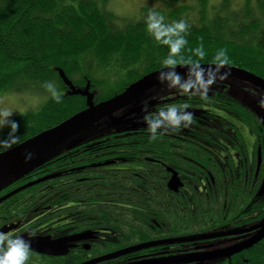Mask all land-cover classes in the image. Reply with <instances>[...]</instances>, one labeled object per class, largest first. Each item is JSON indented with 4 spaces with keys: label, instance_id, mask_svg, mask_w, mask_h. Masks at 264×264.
Masks as SVG:
<instances>
[{
    "label": "trees",
    "instance_id": "16d2710c",
    "mask_svg": "<svg viewBox=\"0 0 264 264\" xmlns=\"http://www.w3.org/2000/svg\"><path fill=\"white\" fill-rule=\"evenodd\" d=\"M107 1L0 0V95L17 88L20 82L40 84L44 87L47 81L58 85L56 89L61 94L59 102L53 100L49 94L38 110L13 119L18 122L15 132L18 139L11 143V147L58 125L86 108L85 98L70 95L59 72H62L77 89H83L88 85L93 102L97 104L123 92L143 76L165 69L161 61L168 55V47L157 42L147 31L145 18L149 10L143 8L137 17L123 18L115 16L105 8ZM184 1L186 3L183 0H165L162 7L152 9L165 17L164 23L183 18L189 25L186 33L182 34L185 35L187 44L177 54L176 66L185 65L183 61L189 58L197 60L198 57L191 49L203 44L205 56L200 60L201 65L211 64L215 53L223 48L229 59L225 66L241 69L264 80V0H243L240 3L234 0H221L216 5L210 4V0H192L191 4L187 0ZM185 101L199 107L194 115L203 113L200 107H208L209 110L213 105L222 107V112L226 114L236 111L242 117L244 116L242 108L249 111L240 104L232 86L221 90L213 84L207 98L201 99L199 96H189L177 88L161 84L142 95L138 105L141 112L130 124L129 128L132 129L124 127L120 131L109 130L103 137L81 144L34 169L14 184L21 185L51 177L10 197L0 205V208H8L10 203L18 205L19 207L14 206L12 209L16 214L15 219L29 213L31 215L33 208L36 209L32 214H37L33 218L46 217L51 216L49 211L56 210L60 206L57 204L62 201L68 204L67 206L73 204L71 207L64 206L63 211L86 208L91 213L88 207L104 210L108 208L115 210L114 214L134 218L138 212L135 209L137 205L132 203L139 200L141 195L131 184L139 182L136 163L142 158L136 155L138 140L135 137L140 135L144 137L141 143L143 155L152 152L154 142L149 141L146 128H143V131L140 128L141 133L137 132L138 122L143 121L142 109L145 103L148 111H155L169 103ZM249 112L251 116L252 113ZM207 117L209 118H206L207 122L215 121ZM199 119H202V116ZM253 123L254 129L259 123L261 128L263 127L261 122ZM165 134L169 137L172 135L168 134L175 132ZM124 136L133 138L123 140ZM105 137L112 138L107 142L111 146L106 153L110 155L109 158L122 164L129 161L130 170L127 173L111 174H101L97 171L86 174L75 172L68 175L73 183L60 192L57 187L60 179L54 174L60 170V156L67 153L76 154V157L72 156L66 160L67 164L73 162L71 165L95 162L103 158L105 153L102 152L101 156L97 157L96 148L95 152H90V149L94 148L92 147L94 143L100 142L97 139ZM0 138L11 140L8 127ZM11 147L0 148V153ZM79 149L80 154H77ZM88 174H94V178L74 182L75 178L87 177ZM96 174L98 175L95 179ZM234 175L232 171L223 170L222 173L213 176L215 179L213 185L208 178L210 185L201 195L199 206L206 202L207 208L213 211L215 207L209 202H213L222 193V189L223 191L230 189L231 195L236 193L240 198L241 207L249 205L251 201L264 200L261 186L245 184L243 176L236 182ZM47 186L51 188H46ZM29 192L33 197L27 207L24 200L17 198L30 194ZM123 200H128L131 206L129 210L122 207ZM222 200L226 202L224 198ZM106 201L109 203H103ZM148 202L152 206L146 209L156 212V208H153L154 199L149 198ZM233 205L236 206L235 203ZM178 208H175L177 217L181 214ZM159 210L171 214V208L168 206L160 205ZM203 212L201 207H198L195 213H192L190 227L187 230L199 231L202 228V224L196 220L201 218ZM83 214L80 218L76 217L80 226L93 222L90 217L83 219L88 216ZM184 230L176 227V232L181 234Z\"/></svg>",
    "mask_w": 264,
    "mask_h": 264
},
{
    "label": "flooded vegetation",
    "instance_id": "af4514ba",
    "mask_svg": "<svg viewBox=\"0 0 264 264\" xmlns=\"http://www.w3.org/2000/svg\"><path fill=\"white\" fill-rule=\"evenodd\" d=\"M230 79L218 78V83H214V86L222 84L226 88L221 90L228 89L233 85L228 81ZM234 90L237 93L238 88ZM238 97L241 96L238 94ZM190 105L188 110L192 113L197 112L199 107L194 103ZM200 108L203 113L193 114V122L188 127L180 129L175 134H168L172 135L169 137H166L165 133L159 136L153 142L151 153L146 152L147 154L143 155L141 143L144 137L142 135L135 137L138 140L136 155L142 158L136 163L138 171L136 175L139 182L131 186L138 190L141 198L132 204L137 205L136 207L141 206L135 209L138 212L137 215L140 216V222L147 226L146 231L140 229L139 232L136 227L129 226L131 223L138 222L135 218L129 217L124 221L125 231L119 235L121 236L120 241L116 242L111 238L102 244V230L94 228V222L80 226L78 219L72 217L70 221H61L62 218L57 219L58 215L56 217H36L32 220H28L29 215H27V220H25L26 216L15 219L16 214L12 210L13 203H10L8 208H0V229L17 225L6 234L19 235L28 240L44 236L54 240L85 232L93 233L91 239L75 242L63 256L47 255L30 250L26 264H264V236L246 248L240 247L261 232L264 223V200L251 201L249 205L241 207L240 198L236 193L231 195L230 189L224 191L222 189V193L213 202H209L212 207H215L213 211L207 208L206 202L203 206H199L201 195L210 185L208 178L213 185L215 182L213 176L222 173L223 170L232 171L236 182L240 176H243L245 184L261 186L264 176V128L257 125L254 129V123L251 122L249 127L247 126L249 128L247 140H244L234 118H231L228 113L227 117L222 115V107L213 105L209 107V110L208 107ZM232 114L239 118L238 112L233 111ZM200 116L202 119H199ZM207 116L215 121L207 122L209 119ZM247 122L244 124L247 125ZM129 126L130 123L124 127L132 129ZM137 127H139L137 132H140V128L143 131L146 125L144 121H139ZM233 135L239 136L240 139H234ZM132 138L122 137L123 140ZM111 139L109 137L97 139L100 142L94 143L93 149L88 148L90 152H95L96 148L97 157H100L102 152L105 153L103 158L95 162L71 165L73 162L67 164L66 160L72 156L76 157V154L67 153V155L60 156V170L54 173L60 179L57 185L60 192L73 183L68 175L75 172L86 174L97 171L101 174H111L112 172L127 173L130 170L129 161H124L125 164H122L106 154L111 147L107 142ZM79 152L80 149L77 154H80ZM258 155L261 158L259 165ZM66 165L68 168H65ZM170 170L179 178L181 186L177 191L168 187L172 176ZM93 175L88 174L87 177L75 178L74 182L87 181L94 178ZM22 185L12 184L6 187L0 191V199ZM261 190L264 192L262 188ZM149 198L154 199L156 206L154 205L153 208H156V212L146 209L152 206L148 202ZM223 198L226 202L222 200ZM9 199L3 200L0 205ZM62 203L61 201L57 205ZM128 203V200H123L121 203L125 210L131 208ZM234 203L236 206L233 205ZM24 204L28 207L30 199L24 201ZM177 204L179 206H176ZM160 205L171 208V214L161 212ZM177 207H179L178 211L181 210L179 217L176 215ZM198 207L204 211L201 218L196 220L200 225L202 224V228L199 231L187 230L190 227L191 215ZM60 208L63 212V206ZM149 214L155 217L148 218ZM42 219L44 221H41ZM90 219L93 221V218ZM176 227L185 229L183 234L176 232ZM137 236L142 239L132 241L133 237ZM86 245L88 249L85 248ZM134 247L138 248L131 250ZM235 247H237L235 252L219 256L221 252Z\"/></svg>",
    "mask_w": 264,
    "mask_h": 264
},
{
    "label": "water",
    "instance_id": "95a60500",
    "mask_svg": "<svg viewBox=\"0 0 264 264\" xmlns=\"http://www.w3.org/2000/svg\"><path fill=\"white\" fill-rule=\"evenodd\" d=\"M209 65L201 66L207 67ZM187 67V65L176 66V71L179 72L181 76H184L187 72ZM227 69L231 70L230 75H228L227 78H231L232 80L234 79L242 83H247L264 93L263 79L249 72L229 66H224L220 69V71L224 72ZM158 72L143 76L134 83L130 84L123 92L97 104H94L93 102V95L89 93L88 85L83 89H77L71 84L70 81L67 80L62 72H59L62 82L69 89V94L79 95L85 98L86 108L62 121L58 125L40 132L33 137L28 138L23 142L5 150L4 152H1L0 191L18 181L34 169L59 156L60 154L65 153L81 144L94 140L96 137L99 138L98 136L107 133L109 130L120 131L125 125L129 123L131 124L141 112V108H139L138 105L142 99V95H144L145 92L162 84L156 79ZM215 87L219 89L226 88V86L222 84H217ZM101 122H107L109 128L106 131L99 130L97 132L98 124ZM96 133L100 134L97 136ZM73 138H76V140L72 144H70L68 147H63ZM29 154L30 158H27L29 157ZM260 160L261 158L258 155V165L260 164ZM50 177L51 176L37 179L19 187L2 197L0 202ZM4 178L8 179L5 181V183H1ZM180 186L181 184L179 178L175 173L172 172L168 187L171 190L177 191ZM16 226L17 225H10L9 227H3L0 229V231L6 233L16 228ZM92 236L93 233L85 232L82 234L54 240L48 236L35 237L29 240L25 237L23 238L30 242L31 251L53 256H63L67 254L69 248H72L75 242L89 240L92 238ZM263 236L264 223L262 224L261 232L256 237L248 241L245 245L240 247L246 248L247 246L254 244ZM138 247H134L131 250H135ZM85 248L88 249L89 247L86 245ZM236 249L237 247L223 251L219 256L231 254L235 252Z\"/></svg>",
    "mask_w": 264,
    "mask_h": 264
},
{
    "label": "clouds",
    "instance_id": "9594fccd",
    "mask_svg": "<svg viewBox=\"0 0 264 264\" xmlns=\"http://www.w3.org/2000/svg\"><path fill=\"white\" fill-rule=\"evenodd\" d=\"M165 17L159 13L149 10L145 24L147 31L160 44L167 45L168 55L164 57L161 63L165 66L164 71L157 73L156 79L159 83L165 84L170 88H177L179 91L187 93L189 96H199L206 99L211 85L216 83L217 79H227L230 75V69L221 72L220 69L229 63L227 52L221 48L212 58V63L207 67H202L200 60L205 56L203 44L191 49L192 53L198 57L197 60H184L187 65V72L181 76L176 71V56L187 44L183 33L189 28V25L183 18L164 23ZM44 87L49 91L51 98L56 102L61 99V94L51 81H47ZM264 102V101H262ZM191 105L185 101L183 103H169L161 106L155 111H148L145 103L142 111V117L149 141H155L164 133L172 131L177 132L181 128L188 127L193 122V113L188 109ZM12 113L7 110L0 111V127L9 128L11 140L0 138V148L11 147L18 137L15 132L18 128V122L11 119ZM30 158V154L29 157ZM30 242L22 236H11L0 231V264H26L29 258Z\"/></svg>",
    "mask_w": 264,
    "mask_h": 264
},
{
    "label": "rangeland",
    "instance_id": "374dc122",
    "mask_svg": "<svg viewBox=\"0 0 264 264\" xmlns=\"http://www.w3.org/2000/svg\"><path fill=\"white\" fill-rule=\"evenodd\" d=\"M163 1H165V0H108L106 5H105V8L107 10H109L111 13H113L115 16H119V17H123V18H125V17L131 18V17H137L143 8H145L147 10H152V9H155L158 7H162ZM220 1L221 0H210V4L216 5ZM234 1L236 3H240L243 0H234ZM183 2L186 3V1H184V0H183ZM187 2L191 4L192 0H187ZM228 81H230L234 85V86L232 85V87L234 89L238 88L237 93L239 94V96H241V97H238L240 104L243 105L244 107H246L252 113L250 116V112L247 111L246 109L242 108L241 106L240 107L242 108V110L244 112L243 117L239 114H238L239 118L234 117L233 114L228 113V115L231 116V118L233 117L234 118L233 120L237 123V125H238L237 127H238V130L240 132L241 137L244 140H247L246 137H247V134L249 133L248 127H249V124L251 122H255V123L261 122L262 126L264 128V102H262V101H264V93H262L260 90H258L256 88L250 87L249 85H245L244 83H242L240 81L231 80V79ZM54 85L57 88L58 85H56V84H54ZM16 87L17 88L12 89V90L0 95V111L7 110V111L11 112L12 113L11 119H14L15 117H18V116H21V115H24L27 113H31V112L38 110L39 107L44 103V101L50 96L49 91H47V89L45 87H43V85H40V84H30V83L20 82ZM43 92L44 93L48 92V93L44 94ZM237 93H235V96H238ZM238 104H239V102H238ZM222 115L226 116V113L222 112ZM253 115L258 117L259 121ZM249 117H250V120H249ZM247 121H249V122H247ZM246 122H247V125L244 124ZM259 125L261 127L260 123H259ZM6 128H7L6 125L0 127V137L3 135ZM108 128H109V125L107 122H101L100 124H98L97 132L99 130L100 131H102V130L106 131ZM99 134L100 133H96L97 136ZM103 136H104V134H101V136H98V137H103ZM233 138L238 139L239 136L235 137V135H233ZM258 139H260V138H258ZM75 140H76V138L71 139V141L69 143L65 144L63 147H68ZM256 142H257V140H256ZM13 175H15V174H13ZM97 175L98 174L95 175V179L97 178ZM7 179L8 178H4L1 181V183H5V181ZM49 188H51V187H49ZM261 188L264 190V176L262 179ZM29 193L30 194H26L22 197H18L17 199L27 201L33 197V194L31 192H29ZM67 205L68 204L63 202L60 205V207L63 206V208H64V206H67ZM14 206L19 207L16 204ZM60 207H57L56 210H54V211H49V213L51 214L52 217H56L58 215L57 219L62 218L61 221H70V219L72 217H74V218L79 217L80 218L82 215H84L83 213H85V215H88L86 218H83V219H88L89 217L93 218L94 228L102 230V238H101L102 244L106 240H109L111 238L114 239V241H116V242L120 241L121 236H119V235L122 234V231H125V228H124L125 223L124 222L122 223L121 220L125 221V220L129 219L126 217H122L119 214H114L115 210H111L108 208L106 210H104L102 208L94 209L92 207L91 208L88 207L89 211L91 212V213H89L88 209H86V208H73V209H68V210L61 212L62 210ZM67 207H71V206H67ZM35 209L36 208H33L31 210V215H30V213L26 214L25 220H27V215H29L28 220H32L33 217L37 215V214H32L33 212H35ZM147 216H148V218H154L155 217L152 214H149ZM139 217L140 216H138V215L135 216L134 218L138 222L131 223V224H129V226L136 227V230L139 232H140V229L141 230L144 229L146 231L147 226L145 224H143L142 222H140ZM137 223H139V224H137ZM122 225H124V226H122ZM144 237H145V234H144ZM139 239L141 240L142 238L138 237V236L133 237L132 241H137ZM97 246H99V245H97ZM100 247H103V246H100ZM80 259H82V256H80Z\"/></svg>",
    "mask_w": 264,
    "mask_h": 264
}]
</instances>
